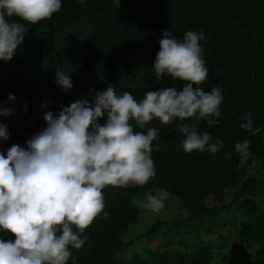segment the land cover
<instances>
[{"label": "trees", "instance_id": "trees-1", "mask_svg": "<svg viewBox=\"0 0 264 264\" xmlns=\"http://www.w3.org/2000/svg\"><path fill=\"white\" fill-rule=\"evenodd\" d=\"M209 10L221 44L208 51L205 38L200 41L209 69L200 87L205 92L213 87L221 90L222 115L216 125L209 126L206 119L198 121L197 130L208 131L212 142L218 138L224 145L215 154L207 148L185 153L184 136L176 130V121L161 125L154 119L142 131L160 130L152 145L156 175L142 187L131 186L133 191L158 188L180 197L188 222L222 212L207 205L208 196L220 203L227 190L236 189L245 197L241 203L250 202L257 181L244 176L240 165L250 158H241L235 143L249 139L250 156L264 157V0H209ZM25 26L29 29L13 58L0 60V101L4 108L14 109L11 115L0 116L10 137L0 139V152L5 156L13 144L26 148L27 140L46 127V112L58 113L74 102L83 79L92 82L95 93L112 85L118 95L130 92L138 101L148 90L181 89L182 81L169 76L157 81L155 77L158 41L165 30L178 39L189 30L200 32L190 0H127L124 7L116 0H62L61 9L50 19L35 25L25 22ZM57 70L69 76L71 89L58 84ZM9 93L16 97L14 102L8 100ZM247 112L252 113L253 127L261 128L256 136L239 127V117ZM106 118L99 123L103 125ZM105 211L107 218L101 214L95 219V231L87 243L91 248L72 252L79 257L77 264H119V254L126 247L120 236L137 223L140 210L130 198L114 195L113 205ZM162 226L156 223L148 233L155 234ZM259 230L264 231V212L243 226L242 241L262 244L264 236ZM211 261V246L198 243L190 252H163L150 259L136 255L129 264Z\"/></svg>", "mask_w": 264, "mask_h": 264}, {"label": "clouds", "instance_id": "clouds-1", "mask_svg": "<svg viewBox=\"0 0 264 264\" xmlns=\"http://www.w3.org/2000/svg\"><path fill=\"white\" fill-rule=\"evenodd\" d=\"M62 0H0V60L10 61L25 39L30 25L50 19ZM15 18V19H13ZM202 31H187L182 39L168 30L159 39L153 69L157 81L169 76L184 82L181 89L148 90L139 101L130 92L117 94L109 85L96 92L91 102L78 99L58 113L44 114L46 127L27 140V147L13 144L6 156L0 152V264H77L79 250L88 241L87 228L104 211L106 187L144 186L155 175L152 145L159 129L149 127L176 121L183 134L185 153L194 150L217 153L224 141L208 131L198 132V121L219 123L223 95L218 87L205 92L200 87L209 69L202 59ZM57 82L65 90L73 87L67 74L57 70ZM9 101L16 97L9 93ZM0 116L14 109L4 108ZM106 118L103 125L100 119ZM239 127L256 136L252 113L239 117ZM136 129H141L137 131ZM7 125L0 123V139L8 140ZM251 141L234 145L241 158L250 155ZM158 150V147H157ZM169 193L149 194L141 205L153 213L164 207ZM11 234L14 239H5Z\"/></svg>", "mask_w": 264, "mask_h": 264}, {"label": "rangeland", "instance_id": "rangeland-1", "mask_svg": "<svg viewBox=\"0 0 264 264\" xmlns=\"http://www.w3.org/2000/svg\"><path fill=\"white\" fill-rule=\"evenodd\" d=\"M116 3L124 7L127 0H116ZM190 4L195 22L204 33L207 50L217 48L221 42L210 14L209 0H190ZM94 95L92 82L83 79L74 93L73 100L88 99L91 102ZM248 158L250 162L243 161L240 167L246 178H254L257 181L256 189L250 192V202L241 203L245 197L236 189L227 190L220 203L208 196L207 205L222 209V212L216 215L204 214L193 222L187 221L188 212L182 206L181 198L177 196L169 195L158 213L143 208L141 205L146 201L147 195H158L161 191L158 188L133 191L131 185L125 188L106 187L104 211L113 205L114 195L130 198L140 210L137 223L129 225L120 236L126 247L119 254V264H129L136 255L142 259H150L163 252H190L198 243L211 246V264H264V241L262 244H256L251 239V242L247 243L241 238L243 226L255 215L264 212V157L249 155ZM94 222L84 233L89 238L95 231ZM156 223H163L162 228L155 234H149V229ZM258 234L264 236V231L259 230ZM4 238L14 239V236L7 234ZM87 243L88 241L82 248L89 250L91 246Z\"/></svg>", "mask_w": 264, "mask_h": 264}]
</instances>
